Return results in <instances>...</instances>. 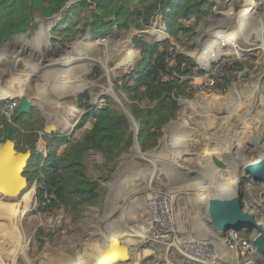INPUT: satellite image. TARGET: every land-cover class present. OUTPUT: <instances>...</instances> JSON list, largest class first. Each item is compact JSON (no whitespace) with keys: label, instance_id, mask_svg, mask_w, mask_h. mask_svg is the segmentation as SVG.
Returning <instances> with one entry per match:
<instances>
[{"label":"crops","instance_id":"0c3cea01","mask_svg":"<svg viewBox=\"0 0 264 264\" xmlns=\"http://www.w3.org/2000/svg\"><path fill=\"white\" fill-rule=\"evenodd\" d=\"M53 16L34 15L24 31L10 35L0 43V109L11 101L18 104L22 96L27 98L31 104L30 112L18 114L16 109L14 114L20 115L22 132L30 124L39 129L35 146L43 154L46 150L43 135L50 133L42 134L41 130L53 126L60 134L75 141L92 126L94 120L88 119L76 128L86 112L77 102L79 94H87L89 105L99 107V102L105 101L102 80L104 43L101 42L104 38L93 37L87 27L72 21L75 33L58 34L52 30L57 29L59 23L69 25V20L60 22V18L53 22ZM257 95L256 137L264 148V92ZM172 120L163 126L157 144L144 150L143 154L130 155L132 140L127 151L121 152L116 161L104 167L102 155L91 152L94 160L84 165L87 176L98 182L97 197L78 214L54 210L51 235L41 237L43 246L38 253V264H200L183 256L175 247L149 238L147 199L152 192L163 191L160 187H165L167 181L166 168L178 167L188 150L176 135L184 128ZM237 124H218L208 137L206 129L199 126L196 143L200 151L193 153L195 157L203 159L199 154L209 146L211 162L214 159L222 162L241 160L243 157L231 156L233 148L241 150L245 143L243 130ZM66 146H61L58 154ZM228 167L226 164L222 169L224 173ZM91 168L95 171L89 175ZM204 171L217 170L212 164L206 165ZM169 185L166 193L176 197V189L171 190L175 181ZM114 241L126 247L124 260L102 261V255L108 249L110 259L121 253ZM221 254L227 256L226 249Z\"/></svg>","mask_w":264,"mask_h":264},{"label":"rangeland","instance_id":"374dc122","mask_svg":"<svg viewBox=\"0 0 264 264\" xmlns=\"http://www.w3.org/2000/svg\"><path fill=\"white\" fill-rule=\"evenodd\" d=\"M213 1L215 6L198 20L192 33H180L177 36L179 40L169 36L171 44L168 49L190 56L196 63L194 68H200L198 58L214 42V37L222 34L230 45L242 48V58L240 59L242 64L238 68H234L230 76L227 74L228 82L225 93L219 95L209 91H194L195 94L192 98H177V114L175 120L172 121L177 126L184 128L176 135L179 140L184 142V146H188V150L185 151L186 155L179 162L178 167L169 166L166 168L167 181L165 187H160L163 191L159 190V192L173 197L172 194L166 192L170 188L169 182L175 181V187L171 189H176L178 192L176 197H173L175 227L179 231L189 233L197 240L214 244L218 251L223 253L225 237H221L207 224L206 199L213 194L223 197L233 195L241 180L240 167L245 163L257 160L263 154L262 149L264 148L256 137V100L257 94L264 92V47H261L264 42V6L262 7L257 0ZM82 13L84 17L80 23L90 32L91 13L88 8H83ZM35 15L40 16L37 13ZM54 16L53 22L61 18L59 13ZM192 23L193 20L189 24ZM72 26L69 20V25L59 23L58 28H54L52 31L55 30L56 33L63 36L72 35L75 33ZM109 34V37L101 40L104 43L102 70L104 96H108L112 105L122 112L129 121V129L133 135V149L130 155L143 154L145 152L137 140L138 123L130 113L127 94L121 89L115 90L113 81L122 72L130 70L139 58V50L132 42L133 36L139 35L146 41H152L167 38L168 35L165 33L163 18L158 12L148 19L145 27L141 30L134 26H129L127 29H118L115 26ZM171 62H174L173 59ZM118 84H121L120 81ZM230 114L231 117H229ZM224 122H238L237 127L242 128L245 143L241 145V150L233 148L231 156L243 158L241 160H226L224 163L229 167L225 173L222 169L219 171L217 168L216 172L204 171L205 166L212 165V162L208 158L209 146L203 151L204 153L199 154V157L203 159L198 160L199 158L193 154L200 151L199 145L196 143L198 140L197 129L199 126L202 127V130L206 129L205 135L208 137L216 125H222ZM53 132L59 133L56 130ZM40 133L44 134L45 132L41 130ZM90 155L84 159V162L88 163L89 160H94L95 157ZM92 171H95V168H91L89 175H92ZM248 183L249 181L243 182V192ZM35 187V181L31 182L29 190L32 192V196L28 205L21 198L17 199L18 205L15 214H9L13 220L9 219L8 214L5 215L3 207L0 208V264L39 263L38 253L43 245L38 243L36 238L37 236L51 235V214L54 210L33 211L36 208L34 205ZM7 200L0 196V207L9 202ZM9 221L15 223L13 222L8 227ZM38 229L42 230V234L37 233ZM16 231L18 233L16 235L22 236V238L16 237L17 239L8 244L6 242L7 235L10 236ZM243 233L245 236H252L251 233ZM49 239L51 242V237ZM22 246H24V255H21L20 248ZM233 261L231 264H239L236 259ZM257 264H264V260L260 257Z\"/></svg>","mask_w":264,"mask_h":264},{"label":"trees","instance_id":"16d2710c","mask_svg":"<svg viewBox=\"0 0 264 264\" xmlns=\"http://www.w3.org/2000/svg\"><path fill=\"white\" fill-rule=\"evenodd\" d=\"M69 1L0 0V43L10 35L24 31L36 13L43 17L55 15ZM257 1L264 6V0ZM214 6L213 0H78L61 12L60 22L70 20L74 24L83 20L82 10L88 8L91 13L90 32L93 37L101 38H106L115 26L118 29L134 26L141 30L151 16L157 12L161 14L168 37L146 41L139 35L133 36L132 42L139 50V58L130 70L113 81L115 90L121 89L127 94L130 113L138 123L137 140L143 151L157 144L163 126L175 118L177 98H192L195 94L186 81L173 83L163 80V76L173 70L187 73L196 66L190 56L168 49L171 44L169 36L179 40L177 36L180 33H192L198 20ZM192 20L193 23L189 24ZM172 59L174 62L170 66ZM241 64L237 61L228 66L227 74L230 76ZM198 71L202 69L198 68ZM227 82L228 75L225 85ZM87 98L86 93L79 94L77 98L79 106L86 112L76 128L88 119L94 120L92 126L75 141L66 134H44L45 154L35 146L39 129L25 123L29 127L22 132L20 115L13 114L8 119L0 114V142L10 139L14 141L16 150L29 149L32 153L24 174L29 182L35 181V212L63 209L70 214H78L86 204L95 201L99 189L98 182L87 177L84 159L90 152H98L103 157V166L107 167L132 144L129 121L112 105L109 97L104 96L106 103L102 107L89 105ZM65 144V150L58 154L59 148ZM37 233L42 234V230L38 229ZM36 240L41 243L40 236Z\"/></svg>","mask_w":264,"mask_h":264},{"label":"built area","instance_id":"2783aa9c","mask_svg":"<svg viewBox=\"0 0 264 264\" xmlns=\"http://www.w3.org/2000/svg\"><path fill=\"white\" fill-rule=\"evenodd\" d=\"M214 38V42L198 58L202 71H198L199 67L187 73L173 70L171 74L163 76V80L173 83L186 81L193 91H209L219 95L225 93L226 68L240 61L243 50L239 46L230 45L222 34ZM169 65L172 66L173 62ZM183 65L184 62L181 63V66ZM104 102V100L100 101L99 107H102ZM16 105L15 101L4 104L0 109L1 113L11 118L15 113ZM242 201L244 210L253 214L255 219L264 226V186L249 182L243 192ZM36 204L35 197L34 205ZM173 205V197L159 191L149 195L147 208L151 240L169 244L186 258L200 264H231L235 259L239 264L258 263L260 256L256 251L253 236H245L240 231H228L225 235L224 246L228 261L223 263V255L214 244L197 240L189 233L179 231L175 227Z\"/></svg>","mask_w":264,"mask_h":264},{"label":"water","instance_id":"95a60500","mask_svg":"<svg viewBox=\"0 0 264 264\" xmlns=\"http://www.w3.org/2000/svg\"><path fill=\"white\" fill-rule=\"evenodd\" d=\"M73 1H69L60 10L59 14L67 8ZM55 16H53L54 18ZM31 104L25 96L19 98L16 105L18 114H28ZM55 130L53 126L47 127L44 132L51 133ZM32 157L30 150L18 151L14 141L6 139L0 143V196L6 199L21 198L25 190H29L31 182L28 181L24 172ZM212 164L218 169H225L226 164L220 160H212ZM240 182L236 192L231 196L210 195L206 200V220L221 237H225L228 231L248 232L253 236V241L258 255L264 260V226L259 223L253 214L243 208V182H253L258 186H264V153L257 160L245 163L240 167ZM117 248L121 250L119 255L110 259L109 249L106 250L101 260L111 262L124 260L126 247L117 242ZM223 261H228V256L223 257Z\"/></svg>","mask_w":264,"mask_h":264},{"label":"bare ground","instance_id":"6f19581e","mask_svg":"<svg viewBox=\"0 0 264 264\" xmlns=\"http://www.w3.org/2000/svg\"><path fill=\"white\" fill-rule=\"evenodd\" d=\"M260 37V36H259ZM264 43V42H263ZM261 44V47H264V44ZM209 47V46H208ZM207 47V48H208ZM264 49V48H263ZM207 50V49H206ZM205 50V51H206ZM117 101V100H116ZM120 103V102H119ZM32 194V192L30 191V190H25V192L23 193V195L21 196V200L23 201V202H25V204L26 205H28V203H29V201H30V198H31V195ZM9 200V202H6V204L5 205H3V206H1L0 208H2L3 207V209H4V212H5V215L7 216V214H8V217H9V219H11V220H13L11 217H10V215L9 214H15V210H17V205H18V203H17V198H15V197H13V199H8ZM7 200V201H8ZM10 201H12V202H10ZM21 201V202H22ZM1 213V212H0ZM7 217V218H8ZM10 222V225H8V227L9 226H11V224L14 222V221H9ZM15 223V222H14ZM9 224V223H8ZM16 234H18L17 233V231H16V233H11V235L9 236V235H7L8 237L6 238L7 239V243L9 244V243H11V242H13V240H15V239H17V238H22V236L21 237H19V235H16ZM17 237V238H16ZM3 247V246H2ZM21 255H24L25 254V251H24V246H22L21 248Z\"/></svg>","mask_w":264,"mask_h":264}]
</instances>
